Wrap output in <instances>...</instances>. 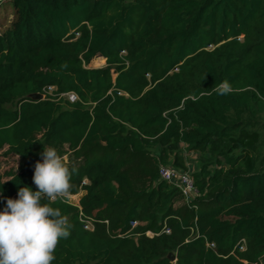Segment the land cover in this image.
<instances>
[{
	"label": "trees",
	"instance_id": "16d2710c",
	"mask_svg": "<svg viewBox=\"0 0 264 264\" xmlns=\"http://www.w3.org/2000/svg\"><path fill=\"white\" fill-rule=\"evenodd\" d=\"M9 5L0 31V165L2 151L25 163L0 173V211L21 187L38 190L43 159L33 150L52 147L76 169L72 196L86 192L79 206L51 204L73 225L52 264H260L264 0ZM96 58L107 66L90 68ZM225 80L233 92L214 93ZM68 93L79 101H58ZM181 143L209 156L191 174L190 202L159 175ZM174 164L185 169L178 157Z\"/></svg>",
	"mask_w": 264,
	"mask_h": 264
},
{
	"label": "clouds",
	"instance_id": "9594fccd",
	"mask_svg": "<svg viewBox=\"0 0 264 264\" xmlns=\"http://www.w3.org/2000/svg\"><path fill=\"white\" fill-rule=\"evenodd\" d=\"M233 90L227 80L212 87L218 95ZM40 155L43 162L36 163L33 176L38 190L21 187L18 199L8 198L0 211V264H52L61 239L71 235L73 225L68 217L51 204L71 200V177L76 169L55 148L44 146ZM45 197L48 203L42 204Z\"/></svg>",
	"mask_w": 264,
	"mask_h": 264
},
{
	"label": "rangeland",
	"instance_id": "374dc122",
	"mask_svg": "<svg viewBox=\"0 0 264 264\" xmlns=\"http://www.w3.org/2000/svg\"><path fill=\"white\" fill-rule=\"evenodd\" d=\"M10 0H0V31H3L7 28L9 25V22L11 21L12 17V8L9 5ZM107 66L106 60L103 58H96L94 59L91 64L89 65L90 68H104ZM55 90L51 89L48 94L49 95H54ZM61 98V97H60ZM58 101H61V103H64L66 99H62ZM8 108H12L11 106H8ZM264 123V120H263ZM44 147L42 145H37L34 148V153L36 156L42 158L40 155L41 152L43 151ZM260 152L264 156V128L261 131V147H260ZM160 153V150H154L153 154L158 155ZM1 154L2 156V163L0 165V173L5 174L6 172L10 170L14 171H19L20 168L23 166L25 163L24 160L18 156H13V155H8L5 156V151H2ZM69 160V155H66ZM178 157L182 160V162L185 164V169L181 167H177L174 162L175 158ZM209 156L203 157L200 154H194L188 151L187 146L184 144H179L177 149L170 154V156H165L163 161H160V166H171L174 167L180 171H186L190 174H193L197 171L200 170L201 166L205 164L209 159ZM43 159V158H42ZM159 166V167H160ZM86 194V192H81L79 195L72 196L71 200L69 201L70 204L74 206H79L81 198ZM148 236L153 237V234H148ZM264 264V258L263 262Z\"/></svg>",
	"mask_w": 264,
	"mask_h": 264
},
{
	"label": "built area",
	"instance_id": "2783aa9c",
	"mask_svg": "<svg viewBox=\"0 0 264 264\" xmlns=\"http://www.w3.org/2000/svg\"><path fill=\"white\" fill-rule=\"evenodd\" d=\"M51 89H54V88H51ZM60 97L66 99L67 101L71 103H75L79 101V98L75 93L63 94V95H60L59 98ZM159 175L162 181L167 182L168 184L178 188L187 202L192 201L197 196V188H196L194 179L190 173L186 171H180L171 166L161 165L159 167ZM87 224L88 225L86 226V228L90 231H93L94 230L93 224L91 222H87ZM242 250L243 251L246 250L245 240H243ZM263 258L264 256L261 258L260 264H263L262 263Z\"/></svg>",
	"mask_w": 264,
	"mask_h": 264
},
{
	"label": "water",
	"instance_id": "95a60500",
	"mask_svg": "<svg viewBox=\"0 0 264 264\" xmlns=\"http://www.w3.org/2000/svg\"><path fill=\"white\" fill-rule=\"evenodd\" d=\"M31 98H32L33 100H42L44 97H43V95H41V94H36V95H32ZM172 260L175 261L174 258H172Z\"/></svg>",
	"mask_w": 264,
	"mask_h": 264
}]
</instances>
